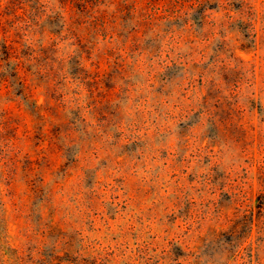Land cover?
I'll return each instance as SVG.
<instances>
[{
    "label": "rangeland",
    "instance_id": "obj_1",
    "mask_svg": "<svg viewBox=\"0 0 264 264\" xmlns=\"http://www.w3.org/2000/svg\"><path fill=\"white\" fill-rule=\"evenodd\" d=\"M102 10L0 84V264H264V0Z\"/></svg>",
    "mask_w": 264,
    "mask_h": 264
},
{
    "label": "trees",
    "instance_id": "obj_2",
    "mask_svg": "<svg viewBox=\"0 0 264 264\" xmlns=\"http://www.w3.org/2000/svg\"><path fill=\"white\" fill-rule=\"evenodd\" d=\"M33 1V5L29 4ZM61 7L64 11L70 10L71 16H63L60 13H55L45 17L47 9L41 0H0V84L10 86L9 78L14 77L20 79L22 87H28L25 80L22 79L21 73H28L33 70V65L29 62L34 53L38 51L40 54L47 53V49H35L32 44L23 43V39L27 34L40 33L37 30L41 27V32H44L47 25H54L56 27H69L72 32L78 25L83 23V19L89 16H94L97 24L101 26L109 25L107 21V13L102 10L103 4L106 0H60ZM31 7V8H29ZM45 8V9H44ZM50 11V9H49ZM52 11V10H51ZM54 12V11H53ZM130 20L124 25V30L131 29L130 32L141 33L143 23H137L131 27ZM34 29V30H33ZM59 33V31H57ZM131 36V33L128 37ZM22 45L26 47L22 48ZM40 61V60H38ZM43 70V69H42ZM39 71L38 75L43 72ZM45 75V74H43ZM42 79V77H41ZM9 82V83H7ZM45 253H42L44 255ZM45 259L38 261L29 260L32 264H55L56 256L51 255ZM25 259L17 254L15 255L14 264H24ZM27 264V263H25Z\"/></svg>",
    "mask_w": 264,
    "mask_h": 264
}]
</instances>
